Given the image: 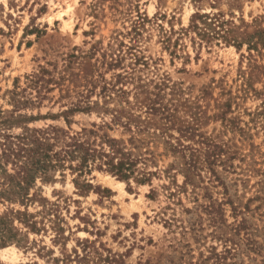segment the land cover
I'll list each match as a JSON object with an SVG mask.
<instances>
[{"label":"rangeland","instance_id":"rangeland-1","mask_svg":"<svg viewBox=\"0 0 264 264\" xmlns=\"http://www.w3.org/2000/svg\"><path fill=\"white\" fill-rule=\"evenodd\" d=\"M0 264H264V0H0Z\"/></svg>","mask_w":264,"mask_h":264},{"label":"trees","instance_id":"trees-1","mask_svg":"<svg viewBox=\"0 0 264 264\" xmlns=\"http://www.w3.org/2000/svg\"><path fill=\"white\" fill-rule=\"evenodd\" d=\"M77 108L80 107L73 106L68 109L67 112L78 110ZM131 118L132 115L126 116L124 127H128L131 124ZM66 122L69 123L67 119ZM49 129L54 132L53 138L56 141L62 140L64 144L60 151L50 153L48 151L49 149H47V151L40 153V157L36 160L34 172H37L40 168H44L43 166L46 161L54 159L57 162L64 160H77L76 166L71 167L70 165V167L71 169H78L80 172L90 170L95 162H97L95 165L97 169L108 171L120 179L127 180L134 174L135 166L138 163L139 158L135 157L126 146V143H129L130 145L133 144L132 136L126 141L121 138L117 139L110 137L108 134L104 133L102 135L100 134L99 141L96 143V140H91L90 136L98 135L97 131L83 128L80 132L67 136L66 138H68L69 141H66L64 137H62L64 134L60 132L59 129H54L53 127H50ZM127 130L130 131V128H127ZM40 138L47 140L48 137L40 136ZM28 171L32 172L31 169ZM138 174H140L138 180L140 182H145L149 179V176L152 173L142 171L138 172Z\"/></svg>","mask_w":264,"mask_h":264},{"label":"bare ground","instance_id":"bare-ground-1","mask_svg":"<svg viewBox=\"0 0 264 264\" xmlns=\"http://www.w3.org/2000/svg\"><path fill=\"white\" fill-rule=\"evenodd\" d=\"M106 178H107V180L110 182L111 176H108V175H107Z\"/></svg>","mask_w":264,"mask_h":264}]
</instances>
